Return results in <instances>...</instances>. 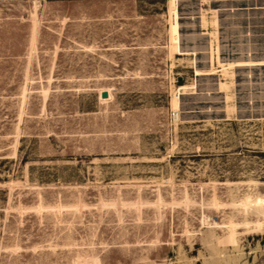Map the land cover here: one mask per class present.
<instances>
[{
    "label": "rangeland",
    "instance_id": "1",
    "mask_svg": "<svg viewBox=\"0 0 264 264\" xmlns=\"http://www.w3.org/2000/svg\"><path fill=\"white\" fill-rule=\"evenodd\" d=\"M0 264H264V0H0Z\"/></svg>",
    "mask_w": 264,
    "mask_h": 264
}]
</instances>
